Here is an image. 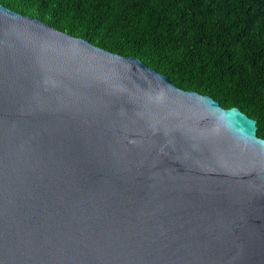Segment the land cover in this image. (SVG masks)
Returning a JSON list of instances; mask_svg holds the SVG:
<instances>
[{"label": "water", "instance_id": "water-1", "mask_svg": "<svg viewBox=\"0 0 264 264\" xmlns=\"http://www.w3.org/2000/svg\"><path fill=\"white\" fill-rule=\"evenodd\" d=\"M0 264H264L256 120L0 3Z\"/></svg>", "mask_w": 264, "mask_h": 264}, {"label": "trees", "instance_id": "trees-1", "mask_svg": "<svg viewBox=\"0 0 264 264\" xmlns=\"http://www.w3.org/2000/svg\"><path fill=\"white\" fill-rule=\"evenodd\" d=\"M256 120L264 138V0H0Z\"/></svg>", "mask_w": 264, "mask_h": 264}]
</instances>
